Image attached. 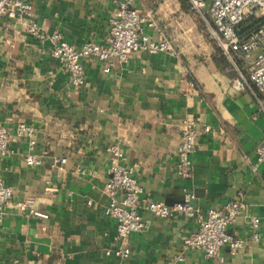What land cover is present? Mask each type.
<instances>
[{"label": "crops", "instance_id": "0c3cea01", "mask_svg": "<svg viewBox=\"0 0 264 264\" xmlns=\"http://www.w3.org/2000/svg\"><path fill=\"white\" fill-rule=\"evenodd\" d=\"M29 1L46 32L59 31L76 47L89 39L107 43L112 0ZM132 4L147 16L144 32L174 50L134 51L126 62L85 57L81 86L25 18L0 20V123L10 131L11 149L0 156V177L13 189L0 212V264H264V162L256 161L264 112L255 86L231 70L188 0ZM263 50L264 44L257 53ZM187 118L198 121L200 134L191 175L182 177L178 148ZM20 122L34 128L33 147L28 136H17ZM114 144L123 158L112 153ZM29 153L40 163L29 165ZM119 163L142 186L140 205L149 197L172 205L191 193L204 218L242 194L244 208L229 231L244 246L235 255L225 246L220 262L183 248L198 219L140 209L150 224L130 234V255L107 254L117 244V222L106 213L105 184ZM27 197L48 217L23 212L16 202ZM252 216L260 218L259 240L251 238Z\"/></svg>", "mask_w": 264, "mask_h": 264}, {"label": "built area", "instance_id": "2783aa9c", "mask_svg": "<svg viewBox=\"0 0 264 264\" xmlns=\"http://www.w3.org/2000/svg\"><path fill=\"white\" fill-rule=\"evenodd\" d=\"M117 9L111 18L110 35L106 44H99L93 39L86 40L76 47L63 38L59 31L51 33L43 30L33 18V4L29 0H0V20L26 19L28 31L40 40L49 39L52 43L51 53L60 59L68 70L71 81L76 86L85 82V68L83 59L95 56L104 62L117 58L126 62L134 51L144 50L151 53L174 50L168 40H154L143 30V22L147 16L140 13L132 4V0H112ZM192 10L206 25L210 37L216 42L221 53L230 62L231 70H235L241 78L251 82L258 93L260 109L264 112V50L257 53L264 44V20L248 34L240 33L238 27L249 16H256L257 10L264 13V0H188ZM264 15V14H263ZM153 25V22H150ZM110 67H107L109 70ZM211 130L210 126L204 127ZM18 137L28 136L30 146L36 143L34 128L20 122L16 126ZM200 134L199 123L195 118H187L181 128V142L178 148V171L182 177H189L193 168L192 156L196 150L197 138ZM112 153L119 159L123 158L122 149L118 144L111 146ZM10 131L0 123V156L10 153ZM29 165L40 163L37 156L29 153L26 156ZM65 161V159H63ZM256 161L264 162V139L256 149ZM110 179L105 189L110 194V201L106 213L116 219L117 244L106 250L107 254L127 257L131 253L128 238L133 232H142L150 224L140 209L148 211L160 218L184 214L199 220V228L190 232L183 239L184 249L203 252L209 258L225 261L222 249L228 246L232 254H236L245 244L241 237L230 233L229 227L237 220L244 208L242 198L228 201L222 208L210 209L204 218L198 208L190 202L192 194H186L184 202L169 205L152 198L140 205L142 186L133 175L132 170L119 163L110 168ZM13 200V189L0 177V212ZM35 199L27 197L16 202L25 213L47 218L44 212L34 205ZM251 238L259 240L260 218L252 216Z\"/></svg>", "mask_w": 264, "mask_h": 264}, {"label": "trees", "instance_id": "16d2710c", "mask_svg": "<svg viewBox=\"0 0 264 264\" xmlns=\"http://www.w3.org/2000/svg\"><path fill=\"white\" fill-rule=\"evenodd\" d=\"M262 21H263V18H258L256 16L252 15V16H249L244 22H242L239 25L238 29H239L240 33L248 34L250 31H252L256 27L257 24L262 23ZM228 62H229V60H228ZM229 65H230V62H229Z\"/></svg>", "mask_w": 264, "mask_h": 264}, {"label": "rangeland", "instance_id": "374dc122", "mask_svg": "<svg viewBox=\"0 0 264 264\" xmlns=\"http://www.w3.org/2000/svg\"><path fill=\"white\" fill-rule=\"evenodd\" d=\"M256 14H257L256 16H257L258 18H262L261 16H262L264 13H263V10L260 9V10H257Z\"/></svg>", "mask_w": 264, "mask_h": 264}]
</instances>
